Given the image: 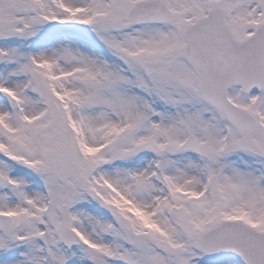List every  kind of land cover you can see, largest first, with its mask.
<instances>
[{"label": "rangeland", "instance_id": "rangeland-1", "mask_svg": "<svg viewBox=\"0 0 264 264\" xmlns=\"http://www.w3.org/2000/svg\"><path fill=\"white\" fill-rule=\"evenodd\" d=\"M138 1L0 0V264H241L199 236L264 232V91L230 90L258 121L242 135L183 51L210 3L243 40L264 0H163L173 23L134 25Z\"/></svg>", "mask_w": 264, "mask_h": 264}, {"label": "water", "instance_id": "water-1", "mask_svg": "<svg viewBox=\"0 0 264 264\" xmlns=\"http://www.w3.org/2000/svg\"><path fill=\"white\" fill-rule=\"evenodd\" d=\"M134 24L173 21V14L160 1L140 2L131 11ZM186 57L199 73V91L205 101L221 109L241 134L250 136L258 127L256 119L228 99L232 85L244 93L264 90V24L244 42L235 39L224 23V12L216 7L209 16L186 31ZM4 223L0 215V226ZM66 245L73 243L70 230ZM198 247L204 253L235 256L242 264H264V232L240 221H224L202 233Z\"/></svg>", "mask_w": 264, "mask_h": 264}]
</instances>
